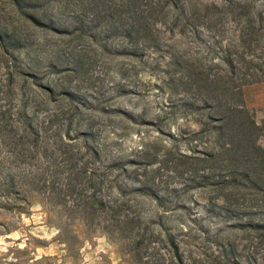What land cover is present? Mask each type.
<instances>
[{
  "label": "rangeland",
  "instance_id": "rangeland-1",
  "mask_svg": "<svg viewBox=\"0 0 264 264\" xmlns=\"http://www.w3.org/2000/svg\"><path fill=\"white\" fill-rule=\"evenodd\" d=\"M134 2L36 0L18 10L0 0V28L24 37L19 58L0 64V264H177L160 243L168 234L181 264H264V231L247 225L264 223V206L222 203L218 165L193 159L221 139L207 108L183 104L198 96L179 82L187 66L218 72L220 45L241 29L208 6L240 4L257 16L264 0H142L138 37L128 31ZM242 98L259 125L264 83ZM129 160L127 173L107 167ZM143 184L158 200L130 192ZM125 216L132 228L115 231Z\"/></svg>",
  "mask_w": 264,
  "mask_h": 264
},
{
  "label": "trees",
  "instance_id": "trees-1",
  "mask_svg": "<svg viewBox=\"0 0 264 264\" xmlns=\"http://www.w3.org/2000/svg\"><path fill=\"white\" fill-rule=\"evenodd\" d=\"M9 1L18 10L30 9L36 2V0ZM141 1L135 0L133 10H131L132 20L128 26V31L132 33L134 31L136 37L140 35L141 22L146 14V9L141 7ZM173 3L170 2L172 6H175ZM234 8L235 10L229 4L222 8L217 5L207 7V11L219 10L218 12L223 15L233 14L232 19L239 25L241 23V29L236 39L230 40L225 46L220 45L221 54L215 58L219 63L213 64L218 72L210 74V71L206 72L203 67L191 70L190 66H187L188 68L180 74L179 82L184 86L185 93L194 91L198 96L197 99L183 98V104L199 111L207 108L210 111L208 120L214 123L211 129L215 136L221 139L217 151H210L202 154L201 157H193V159L198 163H211L212 167L218 165L213 173H217L221 183L227 185V188L223 189L227 191V194L222 196V203L228 205V199L238 202L240 199L249 197L250 201L257 202L256 205L264 206V147L258 144L259 138L264 137V120L259 125L256 124L250 112L243 106L242 98V89L245 86L258 82L264 83V51L260 48L261 42H264V15L259 13L257 16H251L244 11V7L240 4ZM121 14L122 12H120ZM27 17L34 25L43 27L47 25L42 22L40 17L30 14ZM255 19L258 21L259 27H255ZM49 26L56 33L68 31V26L50 23ZM23 41V35L16 28H0V64L17 60L19 58L18 50L21 48L20 43ZM257 49L260 50V54L255 55ZM16 74L24 77L30 76L19 69ZM48 92L50 91L48 90ZM62 95L67 99H71L73 96L69 91L62 92ZM179 156L182 159L191 158L187 155ZM124 163L111 162L107 164V167L114 168L121 165L122 173H127L126 166L133 162L129 160ZM240 182L244 184H239ZM145 189H149L147 184L137 188L131 187L130 192L142 193L158 200L156 194L146 192ZM245 189L250 192L246 194ZM98 204L105 206L102 201H99ZM94 205L88 207L91 208ZM228 206H230L228 209L231 210L238 205L230 204ZM91 210L93 211L92 208ZM134 220L135 218L131 216L121 218L115 225V231L122 232L129 226L132 228ZM247 225L264 231L263 222H253ZM137 236H139V232L135 237ZM157 236L160 237V234L157 233ZM135 240L137 242H133V244L136 247H141L142 238L139 236ZM160 243H163V247H167L169 250V258L173 263H182L179 245L171 234L164 237V240H160ZM139 259L141 258L139 257Z\"/></svg>",
  "mask_w": 264,
  "mask_h": 264
}]
</instances>
